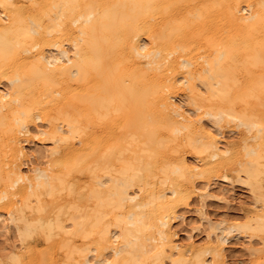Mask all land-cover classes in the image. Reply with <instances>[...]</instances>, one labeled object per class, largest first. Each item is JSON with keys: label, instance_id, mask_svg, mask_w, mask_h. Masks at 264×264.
<instances>
[{"label": "bare ground", "instance_id": "1", "mask_svg": "<svg viewBox=\"0 0 264 264\" xmlns=\"http://www.w3.org/2000/svg\"><path fill=\"white\" fill-rule=\"evenodd\" d=\"M224 183L248 215L210 224ZM9 225L0 264H264V0H0Z\"/></svg>", "mask_w": 264, "mask_h": 264}, {"label": "rangeland", "instance_id": "2", "mask_svg": "<svg viewBox=\"0 0 264 264\" xmlns=\"http://www.w3.org/2000/svg\"><path fill=\"white\" fill-rule=\"evenodd\" d=\"M222 127H223L222 130L227 135H229L228 141L232 144H235L236 146L237 142L240 139V136L230 135L232 128H234L235 131H237L235 125L226 124L224 126L222 125ZM33 167L35 168L36 165H33ZM220 186L221 187L218 186L213 187L214 193L213 192L212 193L216 197H214L212 200L211 199L208 200L207 207L205 209L206 217L210 222V224H214L223 220L227 224H229L231 220L234 221L235 219L238 220L247 216L248 215L247 209L249 210L250 207L248 206L247 203L249 201L246 190H244V188H242L240 185L236 183H232L231 185L224 183L221 184ZM226 190L228 194H226L227 193ZM229 195H231V197ZM191 206L188 209L189 213H186L184 215L186 222H184L182 225L179 226L175 225L176 227H178L177 229L175 227V230L178 232L179 239L182 237H186L185 235L189 234L192 235L193 238L192 240L195 242L196 245H203L205 243L204 231L207 224L201 225L199 223L197 216L194 215V211L196 210L197 207L195 204H192ZM182 239L181 241H183ZM187 242L186 240H184L183 243H187ZM229 244L230 245L228 246V248L230 249V252L228 253V255L230 256L229 259L231 260V262L243 263L248 261L249 257L246 250L247 240L234 239L230 241ZM17 245H18V240L16 233L10 225L7 226V229L4 232L0 231V252H1L0 263L7 262L5 259L6 256L4 257V255L8 254L9 251Z\"/></svg>", "mask_w": 264, "mask_h": 264}]
</instances>
